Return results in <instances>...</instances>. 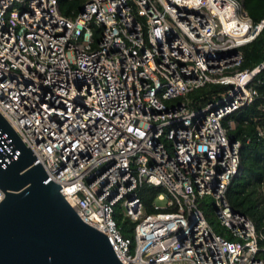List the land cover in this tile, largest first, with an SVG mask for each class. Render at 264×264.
Listing matches in <instances>:
<instances>
[{"label":"built area","instance_id":"obj_1","mask_svg":"<svg viewBox=\"0 0 264 264\" xmlns=\"http://www.w3.org/2000/svg\"><path fill=\"white\" fill-rule=\"evenodd\" d=\"M262 29L241 0H84L73 15L58 0H0V112L124 264H264V232L226 195L240 140L224 122L259 94L264 60L239 65ZM208 83L227 88L191 104ZM142 184L161 187L151 211Z\"/></svg>","mask_w":264,"mask_h":264},{"label":"water","instance_id":"obj_2","mask_svg":"<svg viewBox=\"0 0 264 264\" xmlns=\"http://www.w3.org/2000/svg\"><path fill=\"white\" fill-rule=\"evenodd\" d=\"M0 112V264H124Z\"/></svg>","mask_w":264,"mask_h":264},{"label":"trees","instance_id":"obj_3","mask_svg":"<svg viewBox=\"0 0 264 264\" xmlns=\"http://www.w3.org/2000/svg\"><path fill=\"white\" fill-rule=\"evenodd\" d=\"M84 0H58L62 13L75 14ZM243 7L254 20H259L264 15V0H241ZM242 60L240 68H251L264 60V29L251 41L241 45ZM258 96L248 104L229 113L226 119L235 120L230 134L240 140L239 171L233 175L227 185L226 195L231 205L249 215L257 229L264 232V194L259 187L264 185V66L254 75ZM227 85L221 83H208L189 92L194 97L191 104L197 105L211 98V93L224 90ZM202 92V96H200ZM161 190L160 186L142 184L139 195L143 200L146 211H151V202L155 192ZM212 206V204L210 205ZM213 208V206H212ZM117 222L121 225L124 235H130L132 222L122 219L116 212ZM230 237V236H228ZM260 249L258 254L264 258V238L259 239Z\"/></svg>","mask_w":264,"mask_h":264},{"label":"rangeland","instance_id":"obj_4","mask_svg":"<svg viewBox=\"0 0 264 264\" xmlns=\"http://www.w3.org/2000/svg\"><path fill=\"white\" fill-rule=\"evenodd\" d=\"M200 94H202V92H200ZM259 190L264 194V185H261L259 187ZM154 200L159 204H162V202L164 201L156 197H154ZM199 204L203 208L205 216L209 221V223L211 224V226L213 227V229L226 236H230L229 228L226 225L222 224L213 212V208H214L213 199L209 195H206L200 199ZM211 204L213 208L212 206H210ZM180 263L181 262H176V264H180Z\"/></svg>","mask_w":264,"mask_h":264}]
</instances>
